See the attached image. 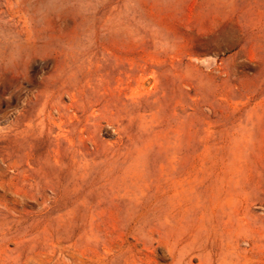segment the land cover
Segmentation results:
<instances>
[{"label":"rangeland","instance_id":"374dc122","mask_svg":"<svg viewBox=\"0 0 264 264\" xmlns=\"http://www.w3.org/2000/svg\"><path fill=\"white\" fill-rule=\"evenodd\" d=\"M0 264H264V0H0Z\"/></svg>","mask_w":264,"mask_h":264},{"label":"bare ground","instance_id":"6f19581e","mask_svg":"<svg viewBox=\"0 0 264 264\" xmlns=\"http://www.w3.org/2000/svg\"><path fill=\"white\" fill-rule=\"evenodd\" d=\"M23 20V19H22ZM24 24V23H23ZM89 76V75H88ZM153 82H154V80H153ZM104 94V93H103ZM96 104V103H95ZM91 110V109H90ZM69 141V140H68ZM68 144H70V143H68ZM60 145V144H59ZM61 150V149H60ZM68 151V150H67ZM67 151H65V152H67ZM71 151V150H70ZM70 153V152H69ZM72 157V156H71ZM77 159V158H76ZM27 163V162H26ZM56 174H57V172H56ZM47 176H48V174H47ZM57 177V176H56ZM58 178V177H57ZM68 189V188H67ZM217 206V205H216ZM245 223V222H244ZM162 236H165V235H162ZM135 245V244H134ZM154 245V244H153ZM182 245V244H181ZM133 248V247H132ZM138 249V248H137ZM144 250V249H143ZM153 250V249H152ZM145 253V252H144ZM141 256V255H140ZM145 259V258H144ZM147 261V260H146ZM191 262V261H190ZM196 263V262H195Z\"/></svg>","mask_w":264,"mask_h":264}]
</instances>
